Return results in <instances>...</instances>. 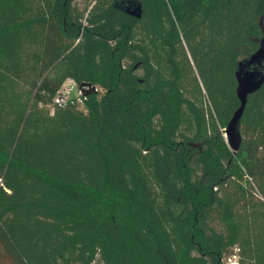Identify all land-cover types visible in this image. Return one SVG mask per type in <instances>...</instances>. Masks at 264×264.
I'll use <instances>...</instances> for the list:
<instances>
[{
    "label": "trees",
    "instance_id": "trees-1",
    "mask_svg": "<svg viewBox=\"0 0 264 264\" xmlns=\"http://www.w3.org/2000/svg\"><path fill=\"white\" fill-rule=\"evenodd\" d=\"M135 1L0 0V264H264V0Z\"/></svg>",
    "mask_w": 264,
    "mask_h": 264
},
{
    "label": "water",
    "instance_id": "water-1",
    "mask_svg": "<svg viewBox=\"0 0 264 264\" xmlns=\"http://www.w3.org/2000/svg\"><path fill=\"white\" fill-rule=\"evenodd\" d=\"M120 1H123V3ZM117 2L122 4L121 9L126 12L136 17L141 16L142 6L140 2L135 0H117ZM261 26L264 34V24L262 23ZM235 75L238 83L237 95L240 103L233 113L224 134L234 152L239 149L241 144L240 120L249 95L256 92L264 83V36L260 41V47L237 63ZM86 86L90 87L92 91H96V88L91 84H86ZM83 92L87 94L89 91L83 90Z\"/></svg>",
    "mask_w": 264,
    "mask_h": 264
},
{
    "label": "built area",
    "instance_id": "built-area-1",
    "mask_svg": "<svg viewBox=\"0 0 264 264\" xmlns=\"http://www.w3.org/2000/svg\"><path fill=\"white\" fill-rule=\"evenodd\" d=\"M74 90L77 91V95H73ZM83 94L84 92L79 87V85L73 79H68L56 92L53 98V104L58 106H64L67 101L73 97H77L78 102L81 103V97ZM226 264H238L237 257L233 256L229 258L228 263Z\"/></svg>",
    "mask_w": 264,
    "mask_h": 264
},
{
    "label": "rangeland",
    "instance_id": "rangeland-1",
    "mask_svg": "<svg viewBox=\"0 0 264 264\" xmlns=\"http://www.w3.org/2000/svg\"><path fill=\"white\" fill-rule=\"evenodd\" d=\"M73 95H77V91L76 90H74ZM224 134H225V132H224Z\"/></svg>",
    "mask_w": 264,
    "mask_h": 264
}]
</instances>
